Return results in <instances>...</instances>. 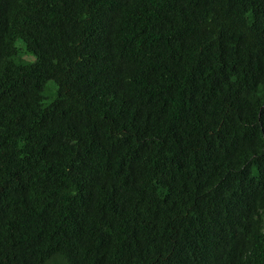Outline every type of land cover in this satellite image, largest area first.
Returning <instances> with one entry per match:
<instances>
[{"label": "trees", "instance_id": "16d2710c", "mask_svg": "<svg viewBox=\"0 0 264 264\" xmlns=\"http://www.w3.org/2000/svg\"><path fill=\"white\" fill-rule=\"evenodd\" d=\"M0 264H264V0H0Z\"/></svg>", "mask_w": 264, "mask_h": 264}]
</instances>
